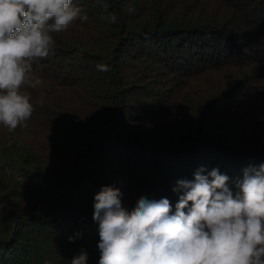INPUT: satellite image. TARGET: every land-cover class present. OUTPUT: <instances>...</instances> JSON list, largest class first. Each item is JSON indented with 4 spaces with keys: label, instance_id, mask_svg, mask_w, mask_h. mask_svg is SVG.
I'll list each match as a JSON object with an SVG mask.
<instances>
[{
    "label": "trees",
    "instance_id": "trees-1",
    "mask_svg": "<svg viewBox=\"0 0 264 264\" xmlns=\"http://www.w3.org/2000/svg\"><path fill=\"white\" fill-rule=\"evenodd\" d=\"M73 2L88 20L34 63L44 105L28 89L26 126L0 127V264H98L103 186L174 213L178 180L218 168L234 190L264 163V0Z\"/></svg>",
    "mask_w": 264,
    "mask_h": 264
},
{
    "label": "clouds",
    "instance_id": "clouds-1",
    "mask_svg": "<svg viewBox=\"0 0 264 264\" xmlns=\"http://www.w3.org/2000/svg\"><path fill=\"white\" fill-rule=\"evenodd\" d=\"M102 7L108 11L107 0ZM102 18L118 20L114 12ZM87 20L73 0H0V127L11 133L26 126L35 111L28 89H41L36 103L44 105V81L34 63L54 52L53 34ZM96 68L111 70L104 63ZM203 172L177 181L173 191L182 194L174 213L169 199L145 197L128 211L120 189L103 186L94 196L92 216L98 264H264V163L244 169L234 190L218 168ZM71 264H88L87 252Z\"/></svg>",
    "mask_w": 264,
    "mask_h": 264
}]
</instances>
